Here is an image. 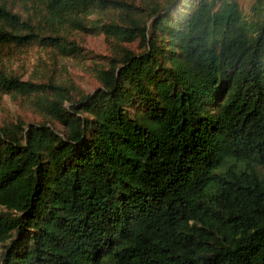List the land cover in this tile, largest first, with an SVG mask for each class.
Wrapping results in <instances>:
<instances>
[{
    "label": "trees",
    "instance_id": "trees-1",
    "mask_svg": "<svg viewBox=\"0 0 264 264\" xmlns=\"http://www.w3.org/2000/svg\"><path fill=\"white\" fill-rule=\"evenodd\" d=\"M41 1L112 53L90 92L0 70L63 127L0 124V264H264V0ZM33 39L80 49L0 4Z\"/></svg>",
    "mask_w": 264,
    "mask_h": 264
},
{
    "label": "rangeland",
    "instance_id": "rangeland-1",
    "mask_svg": "<svg viewBox=\"0 0 264 264\" xmlns=\"http://www.w3.org/2000/svg\"><path fill=\"white\" fill-rule=\"evenodd\" d=\"M139 4L140 0H128ZM255 0H238L245 14L251 12ZM0 4L16 12L40 35L63 34L79 43V51L61 50L53 44H42L37 39L22 44H0V70L33 82L55 81L72 91L90 92L99 85L97 70L105 66L112 46L105 35L95 29L88 32L70 21L52 16L41 0H0ZM112 11L87 14L89 20L112 17ZM122 45L137 49L138 39L123 41ZM39 93V92H38ZM34 94L4 92L0 88V124L8 121H46L54 128L63 129L55 119L39 108ZM3 242L0 241V255Z\"/></svg>",
    "mask_w": 264,
    "mask_h": 264
}]
</instances>
